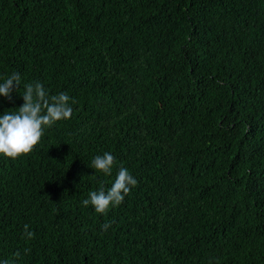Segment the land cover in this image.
<instances>
[{
  "label": "trees",
  "instance_id": "16d2710c",
  "mask_svg": "<svg viewBox=\"0 0 264 264\" xmlns=\"http://www.w3.org/2000/svg\"><path fill=\"white\" fill-rule=\"evenodd\" d=\"M13 73L0 115L36 82L73 111L0 156V261L264 264V0H0ZM121 167L123 203L83 206Z\"/></svg>",
  "mask_w": 264,
  "mask_h": 264
},
{
  "label": "clouds",
  "instance_id": "9594fccd",
  "mask_svg": "<svg viewBox=\"0 0 264 264\" xmlns=\"http://www.w3.org/2000/svg\"><path fill=\"white\" fill-rule=\"evenodd\" d=\"M21 84L19 73H13L3 83H0V96L12 100V92ZM22 99L24 103L15 112H4L0 115V156L17 159L27 155L39 144L44 129L52 127L60 120L71 118L72 108L69 104L70 97L66 93L51 95L45 91L43 84L24 85ZM115 157L105 152L92 160V167L105 174L111 175ZM137 185L128 169L121 167L111 186L104 190L89 193V198L82 201L83 206L91 205L98 214H105L110 207L121 205L131 189ZM103 230L110 227V223L103 226ZM26 239L34 238V233L29 231L28 225L24 226ZM18 255V254H17ZM0 264H9L0 261Z\"/></svg>",
  "mask_w": 264,
  "mask_h": 264
}]
</instances>
